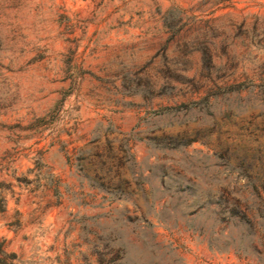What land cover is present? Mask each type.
Returning a JSON list of instances; mask_svg holds the SVG:
<instances>
[{"label": "rangeland", "instance_id": "374dc122", "mask_svg": "<svg viewBox=\"0 0 264 264\" xmlns=\"http://www.w3.org/2000/svg\"><path fill=\"white\" fill-rule=\"evenodd\" d=\"M0 264H264V0H0Z\"/></svg>", "mask_w": 264, "mask_h": 264}]
</instances>
